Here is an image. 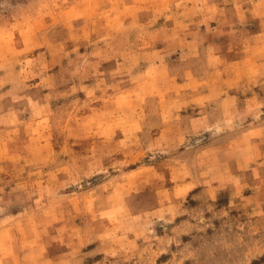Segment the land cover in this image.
<instances>
[{
	"label": "rangeland",
	"instance_id": "obj_1",
	"mask_svg": "<svg viewBox=\"0 0 264 264\" xmlns=\"http://www.w3.org/2000/svg\"><path fill=\"white\" fill-rule=\"evenodd\" d=\"M0 264H264V0H0Z\"/></svg>",
	"mask_w": 264,
	"mask_h": 264
}]
</instances>
